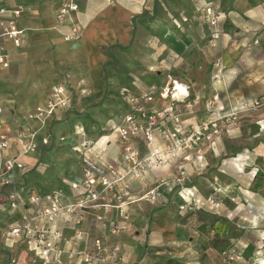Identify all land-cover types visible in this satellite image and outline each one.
<instances>
[{
  "label": "crops",
  "instance_id": "1",
  "mask_svg": "<svg viewBox=\"0 0 264 264\" xmlns=\"http://www.w3.org/2000/svg\"><path fill=\"white\" fill-rule=\"evenodd\" d=\"M66 3L75 4L77 11L62 23L58 12ZM0 8L6 9L7 19L23 31L22 46L5 43L9 67L0 76V118L10 138L3 157L23 166L6 173L15 183L20 200L13 221H18L21 214L34 212L27 198L32 192L44 197L62 191L66 195L62 204L74 201L75 192L69 185L81 179V154H76L81 140L72 136H79L84 127L61 117L70 109L66 80L74 88L73 94L95 99L94 104L107 89L117 94L124 87L118 97L125 113L128 106L124 91L135 96L148 93L164 83L168 73L186 81L195 95L210 88L220 90L226 82L236 80L237 73L238 80H242L247 60L251 66L249 80L264 84V58L244 56L248 47L253 54L264 50V0H0ZM209 8L219 13L218 39L210 37ZM75 26L82 29L81 37L65 41ZM25 65L32 66L33 72H27ZM55 86L63 88L64 99L51 112L39 115V109L44 110L51 101ZM256 94L257 90L245 94L238 91L235 95L243 98ZM157 106L165 127L171 129V111L164 103ZM86 107L79 105L77 109ZM191 115L181 117L182 129L192 128ZM114 124L90 140L87 154L98 165L125 171L129 163L123 160L124 154L145 158L149 148L139 137L122 142L110 132ZM55 125L71 131V147L60 149L66 139L64 133H49ZM263 129L261 119L257 130ZM44 139L49 143L43 144ZM153 147L163 152L166 143L156 137ZM203 147L177 151L169 159L161 156V164L149 161L141 179L125 180L135 198L158 180L168 181L158 201L131 203L122 217L115 210H95L85 214L78 224L74 217L64 220L61 215L52 223L41 218L37 224L60 233L58 246L73 254L69 264H79L78 259L91 251L96 238L118 241V264H206L210 256H226V248L231 249L227 237L232 225L241 230L249 228L263 240L264 142L256 148L238 149V205L234 203L233 219L224 215L215 218L214 223H210L211 215L205 219L204 212L213 210L212 194L216 192V196L229 187L224 177L228 162L221 151L212 155L208 144ZM181 171L185 180L178 183ZM11 194V187L0 184V264H46L30 253L25 233L13 238L6 234ZM115 227L117 232L111 234ZM77 232L84 233L85 239L73 241ZM257 263L264 264V260Z\"/></svg>",
  "mask_w": 264,
  "mask_h": 264
},
{
  "label": "built area",
  "instance_id": "2",
  "mask_svg": "<svg viewBox=\"0 0 264 264\" xmlns=\"http://www.w3.org/2000/svg\"><path fill=\"white\" fill-rule=\"evenodd\" d=\"M76 11L77 6L73 3L62 5L58 12L59 22H65ZM206 14L208 16V26L211 29L210 37L218 39L219 13L209 8L206 10ZM6 15L7 10L0 8V76L9 67L5 43H10L15 48L23 44V31L17 27L14 21L7 19ZM81 34L82 29L75 26L71 35L64 37V40H78ZM254 43L257 44L258 41ZM176 83L178 82L172 80L170 85L166 84L163 87L152 88L148 93L136 96L127 95L128 111L110 129V132L116 133L122 142H127L134 137L142 138L149 148L147 157L137 158L134 154H124L123 160L129 163V167L125 171H119L111 165H98L89 158L87 152L91 142L83 138L84 134L81 133L79 138L82 140L77 147V151L81 154V179L79 183L69 185L70 189L75 192V196L72 197L74 201L66 205L62 204L61 199L66 197L62 191H53L44 197L32 196L29 198L28 203L34 206V212L21 214L18 221H13L11 218L19 210L20 200L15 192V183L6 177V173L11 172L14 168L22 169L23 166L15 160L1 158L3 152L9 147L10 138L6 126L0 118V184L12 188V194L9 196L11 213L5 226L6 234L13 238L25 233L28 238V250L35 257L46 264H66V262H71L73 259L72 252L68 251L67 248L59 247L57 239L60 238V233L56 230H50L47 226H39L37 224L39 219L44 218L48 223H52L58 215H61L64 220L74 217L75 223L78 224L85 214L95 210H115L122 217L129 204L143 199L153 201L160 198L161 190L167 186L168 181L163 179L157 181L152 188L135 198L129 193L128 184L125 180L127 178L131 180L141 179L147 170L149 161L153 160L161 164V156H163V159L173 158L177 151H186L196 145V142L202 136L201 132L197 131L192 134L185 133L180 126V115L178 114L171 117L173 122L171 129H167L165 122L161 119L162 111L155 103V98L166 100L170 96L171 102L179 100L181 96L178 97L176 94ZM63 92L62 87L55 86L52 89L53 97L51 101L47 103L44 110L39 109V115L51 112L56 105H59L61 100L64 99L62 98ZM167 110L172 111L169 106ZM156 137L166 143L165 151L162 152L157 147H153ZM48 143L49 140H43V144ZM25 148L28 147L25 146ZM184 180L185 173L181 171L176 181L182 183ZM113 231L115 232V229ZM84 239L85 234L77 232L72 240L81 241ZM108 251L110 249L105 245V242L96 238L92 241L91 251L83 253V261L87 264L102 263L106 260Z\"/></svg>",
  "mask_w": 264,
  "mask_h": 264
},
{
  "label": "rangeland",
  "instance_id": "3",
  "mask_svg": "<svg viewBox=\"0 0 264 264\" xmlns=\"http://www.w3.org/2000/svg\"><path fill=\"white\" fill-rule=\"evenodd\" d=\"M258 43L261 44V41H258ZM244 56L246 58H264V50H259L257 53L253 54L251 48L248 47ZM24 68L27 72H33L32 66L25 65ZM250 68V62L245 60L243 69L246 72L245 75L242 76V80H238L237 73L235 76L236 80L226 82L224 87L220 90L210 88L209 91L206 88L207 90L205 92H199L195 95L190 93L186 81H182L170 73L166 74L164 83L157 87L153 86L154 88L163 87L166 84L170 85V81L175 80L179 85L186 89L188 96L185 98L181 96L179 97V100H175L174 102H171L172 100H170V96L166 100H159L157 97L155 98V103L158 105L164 103L166 108L169 106V108L172 109L171 114L173 116H176V114L180 115V126L181 117L189 113L192 114L190 116L191 120L189 119L194 123L191 125L192 128L182 130L187 134H192L196 131L201 132L202 136H200L196 145L186 151L192 149L202 150L204 149L203 145L205 146L208 144L209 148H211L212 155L221 151L224 153V160L228 162V170L224 174V177H226L227 186L229 187L218 192L217 195H219V197H217V195L215 196L214 193L216 192H214L210 198L211 203L214 205H211L213 210H206V212H204L205 219L211 215L210 223H214L216 220L215 218H222L224 215H230L229 217H232V219L234 217V203L238 205V149H240V147L249 149L256 148L259 144L264 142V129L261 132L257 130L258 122H261V119H264V84L249 80ZM194 69L198 71V67H194ZM36 73H39V68L36 69ZM64 78L66 77L64 76ZM64 83L70 89V109L66 113H63V116L61 117L63 120L65 119L64 121L80 123V125L84 127V130L81 132L84 134L83 138L86 140L90 141L92 138H96L99 133V135L103 132L106 133L109 126L114 123L116 124L122 115L125 114V107L119 98L120 92L123 91L120 90L124 87H118L117 94H115L113 90L107 89L104 94L99 97L98 103L95 102L96 104H94L92 102L95 101V99L79 98L78 95L73 94V91L75 90H73L74 88H71V84L68 80ZM256 90L258 91V94L253 97L238 98V96L235 95L238 91L245 94L251 92L255 93ZM124 93L125 96L130 95L128 92L124 91ZM113 95L115 97L111 98ZM125 102L128 106L127 99H125ZM92 104H94L95 107L90 108L89 106ZM79 105H87V107L78 110L77 107ZM49 131L50 134L64 133L63 137L66 139V143L64 145L60 144V149L71 147V131L57 127L56 125L52 126ZM94 132L96 133L94 134ZM73 137H75L74 139L76 141L82 140L78 135H74L72 138ZM238 143H240V147L238 146ZM76 154L80 156L79 151ZM1 158L4 159L3 155ZM234 188L237 189V192L234 191L236 190ZM34 195L35 193L32 192L27 195V198ZM158 200L159 198L156 199V201ZM144 201L151 200L143 199L139 202ZM114 229L115 232L113 231ZM117 230L116 227L113 228L111 234H115ZM216 231L217 230L212 229V232L216 233ZM227 239L229 240L228 248L230 247L231 249L228 251L226 248V256H219L217 254L212 255L209 258V263L207 262L206 264H259L257 263L258 261L264 260V239L260 240L258 236L251 233L249 228L241 230L232 225L228 232ZM105 245L110 249V251H108V256L104 262H98L96 264H118L121 258V248L118 241L111 242L110 240H106ZM83 256L84 255H81L78 259L77 262L79 264H87L84 263ZM69 263L70 262H66V264Z\"/></svg>",
  "mask_w": 264,
  "mask_h": 264
},
{
  "label": "bare ground",
  "instance_id": "4",
  "mask_svg": "<svg viewBox=\"0 0 264 264\" xmlns=\"http://www.w3.org/2000/svg\"><path fill=\"white\" fill-rule=\"evenodd\" d=\"M177 92V96H186L187 95V91L184 87H182L181 85H179L178 83H176V89H175Z\"/></svg>",
  "mask_w": 264,
  "mask_h": 264
}]
</instances>
